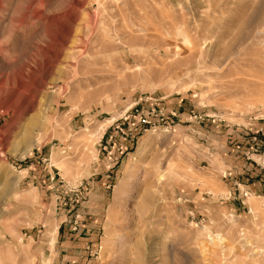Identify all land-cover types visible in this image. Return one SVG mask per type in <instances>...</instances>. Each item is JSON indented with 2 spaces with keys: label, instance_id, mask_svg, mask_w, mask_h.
Here are the masks:
<instances>
[{
  "label": "rangeland",
  "instance_id": "374dc122",
  "mask_svg": "<svg viewBox=\"0 0 264 264\" xmlns=\"http://www.w3.org/2000/svg\"><path fill=\"white\" fill-rule=\"evenodd\" d=\"M206 259L264 264V0H0V264Z\"/></svg>",
  "mask_w": 264,
  "mask_h": 264
},
{
  "label": "built area",
  "instance_id": "2783aa9c",
  "mask_svg": "<svg viewBox=\"0 0 264 264\" xmlns=\"http://www.w3.org/2000/svg\"><path fill=\"white\" fill-rule=\"evenodd\" d=\"M148 116H150V117L152 116V117L158 119V121H160L162 124L163 123H166L167 125L170 124V122L166 121L167 116L164 115L163 110L162 109L155 110L154 108H152L149 111V113H147L146 115H143L141 117V119L139 120V123H141V125L142 124L153 125L154 123L152 122V120ZM142 126H144V125H142Z\"/></svg>",
  "mask_w": 264,
  "mask_h": 264
},
{
  "label": "bare ground",
  "instance_id": "6f19581e",
  "mask_svg": "<svg viewBox=\"0 0 264 264\" xmlns=\"http://www.w3.org/2000/svg\"><path fill=\"white\" fill-rule=\"evenodd\" d=\"M177 34H178V33H177ZM225 60H226V58H224L221 62L224 63ZM167 66H168V64H167ZM149 74H151V73H149ZM140 146H141V145H140ZM140 209H141L142 211H144L143 208H140ZM141 210H140L139 212H141ZM146 213H147V211H146ZM142 214H144V212H143ZM138 216H139V215H138ZM145 219H146V218H145ZM140 220H141V219H140ZM217 237H219V236L217 235ZM212 241H213V242H212L213 246H215L214 240H212ZM220 242H221V240H220ZM217 243H218V242H217ZM217 243H216V245H217ZM213 246H212V247H213ZM212 247H211V248H212ZM211 248L208 247V252L210 251L209 249H211ZM126 249H128V248L126 247ZM129 250H130V249H129ZM129 250H127V251L129 252ZM127 251H126V252H127ZM126 252H125V249H124V254H123L124 257L121 256L122 259L125 258V253H126ZM122 253H123V252H122ZM131 259H132V257H131ZM127 260H128V259H127ZM129 260H130V259H129ZM124 261H126V259H124ZM124 261H123V262H124ZM219 261H220V260H219ZM124 263H125V262H124ZM216 263H217V264H218V263L220 264V262H216ZM216 263H213L211 260L206 259V263H205V264H216ZM125 264H126V263H125Z\"/></svg>",
  "mask_w": 264,
  "mask_h": 264
}]
</instances>
